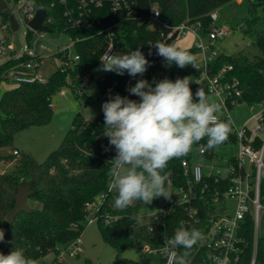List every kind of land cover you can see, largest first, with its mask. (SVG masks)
Returning a JSON list of instances; mask_svg holds the SVG:
<instances>
[{
	"label": "trees",
	"instance_id": "trees-1",
	"mask_svg": "<svg viewBox=\"0 0 264 264\" xmlns=\"http://www.w3.org/2000/svg\"><path fill=\"white\" fill-rule=\"evenodd\" d=\"M231 1L233 0H127V3H121L116 10H112L110 0H101L100 5L87 2L85 7L80 5L79 0H33L34 5L43 7L47 15L51 16L50 31L57 28L74 40L73 50L79 54L80 59L72 68L63 69L58 66L44 82H18L16 86L1 93L0 148L16 149L12 146V136L16 131L46 123L52 115L53 95L65 86L78 89L82 73L87 72L90 76V69L101 63L100 54L106 27L113 25L115 41L122 48H126L127 52L139 48L149 60L150 66L143 76L132 77L127 72L124 75L115 72L103 73L95 79L99 92L104 102L116 94L139 102L140 98L131 95L127 89L134 86L139 79L153 83L150 75L162 67L161 62L164 60L156 54L157 50L152 43L175 42L174 38L161 41L162 28L148 17L150 5L156 4L161 18L167 19L170 25L199 21L201 31L207 32L211 22L209 13ZM68 10L70 13L65 14ZM80 11L83 13L80 14ZM249 11L250 15L243 20V33L250 32L257 19L264 16V0H249ZM0 15L6 22L8 15L1 11ZM71 17H79L80 24L71 25ZM30 34L31 31L26 29L25 39ZM256 44L259 54L252 57L237 54L231 57L219 53L210 62V67L216 71L230 64L232 68L227 75H233L239 81L238 102L264 106V29L257 33ZM187 49L194 55V46ZM150 50L151 55L148 54ZM27 59L24 54L10 53L0 63V81L6 78L4 73L13 65ZM174 66L175 64L165 66V72L155 81L165 78L175 81L177 78L182 79L188 75L195 77L198 74L186 66L179 75H175ZM190 87L193 94L199 87L205 92L207 90L205 83L192 82ZM232 106L228 104L229 108ZM222 121L227 122V119L223 118ZM104 126L103 111L92 120H87L80 112H76L59 145L43 161H37L31 154L19 151L15 156L0 154V159L14 161L12 169L0 172V229L5 233L4 241L0 242V252L7 255L14 248L22 249L27 257L34 260L52 252L54 257L51 264H63L62 252L71 241L79 237L87 225L89 214L98 217L96 224L102 239L117 254L133 240L140 242V246H160L165 240L172 238L181 221L186 228H195L201 233L207 231L209 217L216 212L217 207V203L212 201V192L215 187L224 189L227 181H215L211 175H204L201 181L194 182L184 174L181 161L185 159L191 163L192 149L197 152L201 146L206 145L208 138L194 144L186 156L171 159L166 167L172 172L171 182L178 187L191 186L197 193L196 198L188 202L173 203L167 210L162 209L167 201L163 199L154 221L150 224H139L136 204L124 210H112L111 204L116 194L111 192L109 186L108 162L115 157L116 152L115 147L109 144V138L103 135ZM235 140L232 130L225 142L235 143ZM213 151L214 149L204 150L201 155L211 158ZM20 184L29 186L31 194L28 200L36 201L39 205L28 203L30 210L19 211L9 222L6 214L14 206L12 195L17 192ZM260 198L264 202V180L261 181ZM92 202H96V208L91 213L86 204ZM192 210L195 212L189 217V211ZM110 211L115 214L111 215ZM107 215L111 218L104 222ZM149 228L153 231H149ZM238 234L243 238L240 241L241 264H247L253 245V222L249 214L242 220ZM208 255L209 248L198 242L190 250V264H207ZM154 257L161 264V258ZM127 262L151 264L149 259L146 263L129 259ZM255 264H264V238L260 236L257 239Z\"/></svg>",
	"mask_w": 264,
	"mask_h": 264
},
{
	"label": "clouds",
	"instance_id": "clouds-1",
	"mask_svg": "<svg viewBox=\"0 0 264 264\" xmlns=\"http://www.w3.org/2000/svg\"><path fill=\"white\" fill-rule=\"evenodd\" d=\"M152 46L168 67L173 64L180 68L195 67V56L175 42L157 41ZM112 47L100 58V70L118 75L127 72L136 77L143 76L150 66L139 48L126 54H111ZM148 54H152L151 50ZM191 83L187 76L153 83L139 79L127 89L140 98L139 102L116 94L103 103V135L116 152L108 162L109 186L116 192L115 208L124 210L137 201L149 205L159 197L171 199L172 193L165 187L168 177L162 174L168 162L186 156L205 137L207 143L201 146V151L214 149L228 139L232 128L230 121H222L218 116L223 110L221 103L210 102L200 87L193 94ZM202 238L199 230L186 228L181 221L162 251L170 254V264H190V250ZM4 239V230L0 229V242ZM0 264H36V261L22 249L14 248L7 255L0 252Z\"/></svg>",
	"mask_w": 264,
	"mask_h": 264
},
{
	"label": "built area",
	"instance_id": "built-area-1",
	"mask_svg": "<svg viewBox=\"0 0 264 264\" xmlns=\"http://www.w3.org/2000/svg\"><path fill=\"white\" fill-rule=\"evenodd\" d=\"M15 1L20 3L17 9L23 21L26 23V29H29L31 34L29 38L25 39L26 44L24 50L20 53L26 55L28 59L13 65L9 69L8 75H12L17 82H44L46 78L40 76L38 67L42 57L40 53L46 49V43L54 44L56 49L53 54L58 57V66L63 69L72 68L74 63L80 59L79 54L73 50L74 40L69 37L70 41L66 44L52 42V38L46 37L47 33L50 32V22L52 21L51 16L47 15L46 10L41 6L34 5L33 0ZM110 1L112 10H116L121 3H127V0ZM87 2H92L95 5L101 4V0H79L80 5L83 7L86 6ZM50 5L52 6L53 3L51 2ZM37 8L45 10V17L42 24L48 27L47 31L32 29L27 25V22L33 18ZM69 13V10L65 12V14ZM81 13H83V11H80V14ZM148 17L151 22L162 28L160 30L161 41H165L167 38H174L176 41L177 38L182 37L187 31L194 34L196 39L194 44L196 50L195 67L191 65H188V67L198 73L195 75V82L205 83L207 87V96L217 98L226 108H229L228 104L235 105L239 103L237 99L240 95L239 81L235 76L227 75V72L232 66L227 64L216 71L212 70L210 67V62L219 54L218 50L214 47L213 41L216 38L227 36L231 33L230 26L216 23V10L209 13L211 22L207 32H205L207 37L205 40L198 34V31H201L199 21L195 23L181 22L179 24L170 25L167 19L161 18L158 6L153 3L149 7ZM70 21L71 25L80 24L79 17H71ZM4 28L13 30L8 19L4 23ZM55 30L58 33H64L57 28ZM111 46H113L111 54H115L118 49L122 48L114 39L113 25L105 28L104 44L100 58ZM11 48L12 41L5 36L0 37V54L13 52L14 55H19L11 51ZM161 66V68L151 73L150 80L152 82L165 72V60L161 62ZM88 79L89 74L87 72L82 73L78 81V86H85ZM262 109H264V106H262L260 111L251 116L254 122L250 125H248L247 120L244 121L239 128L231 124L236 137V150L231 159H225L223 168L209 165L208 169L203 171L202 165L199 163H189L185 159L181 161L184 174L188 175L194 182L201 181L204 175H211L214 177L215 181L222 179H226L227 181V185L224 189L220 190L215 187L212 192V201L217 203L216 212L209 217L207 231L202 233L203 238L199 241L200 244L206 245L209 248L207 264H241L240 241H243V238L238 234V230L241 227L242 220L247 214L251 216L253 222V245L247 264L256 263L258 218L261 209L264 208V202H262L260 198L261 181L264 180V120H262ZM219 118L220 120L225 118L227 122L230 121L228 116ZM258 139H260V141ZM257 140L258 144L256 145ZM12 152L18 154L17 149H13ZM203 152L201 148L197 151L198 154H202ZM180 189L183 193L182 200L176 201L174 198L167 199L162 208L163 210L170 208L173 203L188 202L195 199L197 196V193L191 186L187 188L181 186ZM228 199L234 201L232 213L229 210L230 207L226 204V200ZM219 204L221 205L219 206ZM86 208L92 213V210L96 208V202L87 203ZM193 212H195V210L189 211V217H192ZM97 218V216L89 214L87 224L94 221L96 222ZM110 218V215L105 216L104 222H107ZM169 240H165L160 246L156 247L142 244L141 249L144 253L159 256L161 258V264H170V254H165L162 251V249L167 246V241ZM79 241V237L74 239L67 245L65 250L73 253L74 246L79 243Z\"/></svg>",
	"mask_w": 264,
	"mask_h": 264
},
{
	"label": "rangeland",
	"instance_id": "rangeland-1",
	"mask_svg": "<svg viewBox=\"0 0 264 264\" xmlns=\"http://www.w3.org/2000/svg\"><path fill=\"white\" fill-rule=\"evenodd\" d=\"M4 1L8 8L14 6L11 13L16 19L18 26L15 30L9 28L5 29V21L0 15V37L5 36L11 40V51H14L15 54H20L24 50L26 44L24 34L27 28L26 23L23 21L17 9L20 3H17L15 0ZM216 13V23L231 27L230 34L216 38L213 41L214 47L219 53L231 57L237 54L252 57L260 53L256 44V37L257 33L264 29V16H260L257 19L250 32H242L243 20L250 15L249 0H233L217 8ZM198 34L203 40L207 38L206 33L203 31H198ZM46 37L52 38V42L59 44H66L70 41L66 33H58L56 30L48 32ZM195 40L194 34L187 31L182 37L177 38L175 43L184 48H188L194 46ZM46 45V49L40 53L42 57L38 67V73L44 78H48L59 65L58 57L53 54L56 49L54 44L46 43ZM122 53H128L127 49L120 48L115 54ZM9 56L10 52L0 54V63L4 62ZM100 69L101 63L90 69V76L85 86L74 90L69 86H65L63 90L57 91L52 97L53 111L50 119L44 124L31 125L16 131L12 136V146L17 148L19 152L31 154L37 161H43L48 153L59 145L65 132L70 127L72 117L76 112H80L87 120H92L100 114L102 112V105L105 102L99 92L95 79L106 72ZM184 69L185 67L180 68L175 65L173 73L179 75ZM8 72L9 70L4 73L6 78L0 81V95L4 90L18 84L12 75H8ZM187 77H190L191 81L195 82L194 76L188 75ZM209 99L210 102L221 103L217 98L209 96ZM221 105L223 110L218 116H228L231 124L236 128L241 127L246 120L248 125L252 124L254 119H252L251 116L262 108L261 104L248 105L245 102L236 103L230 108H226L222 103ZM235 150V143L224 142L214 148L213 156L210 158L198 154L196 149L193 148L192 162L201 164L203 171H206L209 165L223 168L225 159L233 155ZM0 154L16 155L12 152L10 147L0 148ZM13 164L14 161L3 158L0 159V172L9 171L12 169ZM162 174H166L168 177L165 182V187L172 193L171 198H174L176 201H181L183 193L180 187L171 182V170L165 168ZM111 192L116 194L112 189ZM163 199L165 198H155L149 205H144L137 201L135 204L137 206L138 223H152L155 215L162 207ZM28 203L39 205L38 202H32L31 200H28ZM221 204H219V206ZM226 204L230 207L229 210L232 213L234 201L228 199L226 200ZM111 207L112 210L116 209L114 207V201ZM110 214L113 215L115 212L110 211ZM258 236L264 238V208L261 209L258 218ZM79 240V243L74 246L73 253L67 250L62 252L61 260L63 264H129L127 262L128 259L140 263H146L149 259L151 264H160V262L155 259V255L144 253L141 249L140 242L136 240L131 241L121 253L117 254L114 248L102 239L95 221L88 223L84 227L79 235ZM53 257V253L48 252L35 261L36 264H51Z\"/></svg>",
	"mask_w": 264,
	"mask_h": 264
},
{
	"label": "water",
	"instance_id": "water-1",
	"mask_svg": "<svg viewBox=\"0 0 264 264\" xmlns=\"http://www.w3.org/2000/svg\"><path fill=\"white\" fill-rule=\"evenodd\" d=\"M13 6L7 8V4L4 0H0V11L4 15H8V20L10 22V26L13 30H15L18 26L13 14L10 12L13 10ZM45 17V10L42 8H37L35 14L32 19L27 22V25L32 29L47 31L48 27L42 24V21ZM31 191L28 185L20 184L17 186V192H15L12 196L15 200L13 208L6 214L7 221L11 222L19 211L28 212L30 207L28 205V197L30 196Z\"/></svg>",
	"mask_w": 264,
	"mask_h": 264
},
{
	"label": "crops",
	"instance_id": "crops-1",
	"mask_svg": "<svg viewBox=\"0 0 264 264\" xmlns=\"http://www.w3.org/2000/svg\"><path fill=\"white\" fill-rule=\"evenodd\" d=\"M61 90H63V89H61ZM214 98V97H213ZM51 108H52V111H53V106H52V102H51ZM17 149V148H16ZM18 150V149H17Z\"/></svg>",
	"mask_w": 264,
	"mask_h": 264
}]
</instances>
